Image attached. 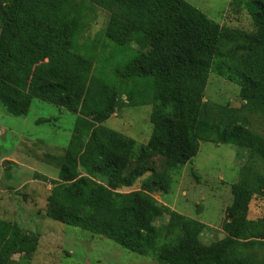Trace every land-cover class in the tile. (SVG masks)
Here are the masks:
<instances>
[{
	"label": "trees",
	"instance_id": "1",
	"mask_svg": "<svg viewBox=\"0 0 264 264\" xmlns=\"http://www.w3.org/2000/svg\"><path fill=\"white\" fill-rule=\"evenodd\" d=\"M14 1L0 0V68L34 73L27 83H19L31 94L0 80V101L10 113L25 115L36 96L73 111L77 118L59 177L50 180L46 215L139 255H154L162 264H229L222 254L225 242L205 250L196 246L204 224L164 206L153 191L168 190L171 170L195 157L202 140L223 137L264 160V136L240 125L221 129L203 102L215 69L241 85L248 107L264 112V0H235L249 12L252 32L223 27L186 0H84L80 18L64 35L63 49L79 51L87 13L99 6L116 12L101 51L110 49L112 57L117 52L127 55L113 81L95 67L86 85L68 71L36 68L49 58L50 45L47 37L11 18ZM30 5L22 2L21 8ZM98 44L93 43L94 52L88 50L86 57L97 60ZM124 94L132 101L153 103L152 133L138 149L136 141L104 125ZM86 120L90 131L83 125ZM78 170L83 174L77 175ZM141 178L140 190L119 191ZM257 188L264 194V174ZM257 188L249 181L234 187L228 224L236 235L247 231L264 238V224L241 216ZM164 215L168 223L157 226L155 220ZM37 246V237L0 218V264L12 254L30 256Z\"/></svg>",
	"mask_w": 264,
	"mask_h": 264
},
{
	"label": "rangeland",
	"instance_id": "2",
	"mask_svg": "<svg viewBox=\"0 0 264 264\" xmlns=\"http://www.w3.org/2000/svg\"><path fill=\"white\" fill-rule=\"evenodd\" d=\"M186 1L223 27L246 32L255 29L247 9L235 0ZM22 2L31 5L23 9ZM76 3L77 8H73ZM83 5L84 0H15L11 18L47 37L50 55L37 69L65 70L86 85L98 67L113 81L118 63L127 60L125 53L117 52L112 57L110 49L101 51L105 29L115 11L98 6L88 12L78 38L79 51H66L62 47L64 35L80 18ZM93 43H99L95 61L86 57L88 50L91 54L94 52ZM80 58L83 61L79 63ZM32 72L3 67L0 80L30 93L19 83H27ZM203 102L212 116L211 121L220 122L221 129L226 124L240 125L264 136V112L248 107L241 96V85L215 69L210 72ZM117 103L115 113L104 125L136 141L138 149L148 142L152 133L153 103L142 104L137 98L132 101L126 94L120 95ZM76 120L73 111L36 96L32 97L25 115L10 113L0 101V218L16 223L23 233L38 238L32 255L12 254L4 264H162L154 255H139L104 236L46 215L47 199L53 188L50 180L58 179L62 159L72 147ZM83 125L90 131L89 121ZM219 133L222 136V132ZM87 137L85 133L84 139ZM251 156L250 149L223 137L202 140L195 157L171 170L168 190L153 191V196L164 206L204 224L196 246L205 250L225 242L222 254L229 264H264V238L247 231L236 235L228 224L234 187L249 181L257 188V179L264 174V160ZM81 170L75 173L83 174ZM142 181L138 179L119 191H138ZM241 216L246 221L264 224V194L259 188ZM168 221L169 216L164 215L156 219L155 224L162 226Z\"/></svg>",
	"mask_w": 264,
	"mask_h": 264
},
{
	"label": "crops",
	"instance_id": "3",
	"mask_svg": "<svg viewBox=\"0 0 264 264\" xmlns=\"http://www.w3.org/2000/svg\"><path fill=\"white\" fill-rule=\"evenodd\" d=\"M4 219V218H3Z\"/></svg>",
	"mask_w": 264,
	"mask_h": 264
}]
</instances>
